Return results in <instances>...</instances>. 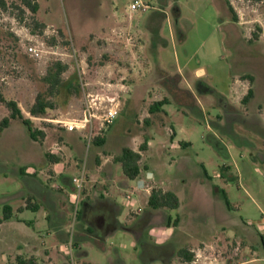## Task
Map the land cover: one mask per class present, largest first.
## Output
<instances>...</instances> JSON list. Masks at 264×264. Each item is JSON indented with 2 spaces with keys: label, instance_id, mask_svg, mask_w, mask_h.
I'll list each match as a JSON object with an SVG mask.
<instances>
[{
  "label": "rangeland",
  "instance_id": "1",
  "mask_svg": "<svg viewBox=\"0 0 264 264\" xmlns=\"http://www.w3.org/2000/svg\"><path fill=\"white\" fill-rule=\"evenodd\" d=\"M4 1L6 9L0 4V91L18 103L24 117L42 134L32 139L19 119L1 127L11 112L0 103V219L5 206L15 208L23 196L35 191L20 175L23 165L39 168L44 159L54 164L48 155L57 153L64 163L59 167L67 165L65 176L71 185L64 188L68 193L76 194L73 179L85 167L82 196L101 199L107 189L106 174L99 166L108 160L116 186L123 184L124 172L115 158L130 148L141 153L143 168L147 163L151 166L137 179L145 181L150 193L169 188L183 200L181 213L171 217L173 225L184 217L190 232L201 225L199 232L206 237L217 231L220 236L228 233L231 237L222 238L218 249L219 264L242 262L244 255L235 252L238 247H253L260 259L254 264H264V0H143L150 9L134 13L132 20L128 13L132 0H38L37 14L20 0ZM31 46L43 51V56L31 57L27 52ZM135 51H149L148 67L135 69ZM197 70L204 72L198 75ZM141 80L145 88L136 87ZM81 81L93 92L120 91L147 100L140 104H133L131 98L122 100L124 110L104 145L95 140L88 143L78 134L65 138L64 128L55 120L80 117ZM250 90L253 95L245 101ZM38 96L54 107L34 117L30 111ZM156 99L167 101L163 108L169 122L153 120L150 103ZM182 140L191 145L181 148ZM146 141L147 149L140 151ZM59 148L72 151L65 155ZM148 173L153 176L148 178ZM55 185H63L62 178L44 182L51 190ZM81 207L74 203L69 225L74 218L81 219ZM162 215L166 221V212ZM69 242V250L74 251ZM14 246L5 248L7 256L14 254ZM87 250L89 263L109 264L98 248L90 245ZM131 250H122L128 264H151L165 254L139 247V253L145 251L142 259L133 257ZM1 259L0 264H8ZM67 260L76 257L68 255ZM175 264H180L179 259Z\"/></svg>",
  "mask_w": 264,
  "mask_h": 264
},
{
  "label": "crops",
  "instance_id": "2",
  "mask_svg": "<svg viewBox=\"0 0 264 264\" xmlns=\"http://www.w3.org/2000/svg\"><path fill=\"white\" fill-rule=\"evenodd\" d=\"M135 52L136 55L133 56L135 69L141 70L144 66L148 67L151 62L149 51ZM203 72V70L196 71L198 75H201ZM124 87V84L119 85L122 92ZM136 87L145 88V85H143L141 80L137 82ZM114 88L117 89L115 86ZM118 95L121 96L124 102L129 98V96L126 97L125 94H121L120 91L111 96ZM130 98L133 104H140L147 100L141 97ZM162 100L164 99H156L154 102L150 101V104L152 105ZM123 108L121 109V113L124 110ZM81 114L82 110L80 111V116ZM154 116L153 120L159 118L164 119L165 122H169V115L163 107ZM148 123L151 124L152 129L155 128L152 121ZM108 132L104 135V138H106L105 141L107 140ZM72 134H78V136L84 139L81 132L70 133L65 130V138L67 135ZM173 134L176 136L174 129ZM181 142L189 144L188 146L191 145L190 142L184 140L179 141V144ZM64 147L68 149L67 146ZM59 149L65 155H68L72 151L70 149ZM226 151L230 157L231 154L228 147ZM55 154L58 161H55L54 164L44 159L39 162V168L25 165L21 167L20 175L22 179L29 186L34 187L35 191L31 190L27 194V198L23 196L22 203L19 206L15 208L10 206L13 216L1 225L0 245L3 246H0V257L3 262L7 260L6 263L15 264L16 258L22 256L25 258L33 257L38 264H54L56 260L62 264H91L86 260L90 256V251L87 250V247L91 245L99 249L102 258L105 261L108 259L109 264H128L127 256L122 251L128 248L133 250H131L133 257L137 256L143 259L145 251L142 255L141 251L139 253V247L142 250L145 248L165 251L163 258H160V260L159 258L154 259L151 264H156L157 262H161L162 264H175L176 258L179 259L180 264H189L180 255V252L183 250L194 253V260L191 264H194L197 259L198 263L202 260V264H219L217 262L220 257L218 255V249L223 244L221 243L222 238L226 241V238L231 237L228 233L220 236L217 231L206 237L199 232L203 229L201 225L198 228L196 227V231L193 232L191 230L190 232L189 222L187 220L184 221V217L181 218L178 224L173 225L171 223V217L175 213H181L183 210V200L179 194L169 188L164 189V191L175 193L179 198L180 205L177 210H171L169 208L152 209L149 206L151 195L149 191L150 187L145 181H142V184H140V180L132 181L124 175L125 181L123 184L116 186L112 175L113 167L108 163V160L102 162L99 166V170H102L103 174H106L104 175L103 182L106 184L105 189L107 190L100 195L101 199H97L93 194L81 196L79 203L82 204L79 211L81 213V219L74 218L73 222L69 225L73 217L76 194H70L64 188V185H71V181L65 176L67 165H64L62 168L59 167V165L64 163L60 160L59 155L57 153ZM146 166L151 167L148 163ZM203 167L205 168V165ZM224 167L229 169L228 166ZM58 178H62L63 185H55L54 190L44 186V182L53 181ZM221 190L219 188L217 192ZM209 198L211 204L215 203L213 198ZM85 200H87V203H84ZM164 211L168 217L167 222L162 215ZM72 225H74V229H71ZM222 229L226 231L227 227L224 226ZM70 240L73 243L72 247H74V251L69 250ZM122 240H129L130 244L119 245L118 242ZM11 243L15 245L12 248L14 249V254L7 256L5 254V248ZM237 250L244 255L243 261L239 263L234 261L231 263L229 261L225 264H254L260 261L253 247L251 249L248 247H244L243 249L238 247L235 249V252ZM73 252L75 253L73 254ZM248 254L252 256L249 257ZM68 255L72 257L75 255L76 260L70 262L67 260ZM197 256L201 257L197 258Z\"/></svg>",
  "mask_w": 264,
  "mask_h": 264
},
{
  "label": "trees",
  "instance_id": "3",
  "mask_svg": "<svg viewBox=\"0 0 264 264\" xmlns=\"http://www.w3.org/2000/svg\"><path fill=\"white\" fill-rule=\"evenodd\" d=\"M21 3L24 5L25 8H27L31 13L37 14L40 8V5L38 3V0H20ZM253 1L255 3H260L263 0H248ZM1 6L6 9V2L4 0H1L0 2ZM20 10L21 14L25 13V10L21 7H16ZM231 12H233L234 17L233 19H237L236 13L234 12V9L230 7ZM64 71V68H61L60 73ZM59 73V75H60ZM60 81L57 80L56 84L59 85ZM253 91L250 90L248 95L245 98V101H248L250 97H252ZM0 103L4 104L9 110H10V116L3 119L1 122V127L7 128L11 122V120L19 119L23 122V124L28 128L30 131L31 138L34 140H37V137L39 134H42L40 131L35 130L33 127V123L31 119H26L24 117V114L22 110L20 109L17 102L12 100H7L3 94L0 91ZM167 104L166 100H162L159 102H155L150 107V113L156 114L161 111L162 107ZM54 106L53 104L44 101V99L41 96L37 97L36 104L31 109L30 113L34 117H40L46 115L48 109H52ZM97 141V144L104 145L105 139L103 137H97L95 139ZM181 147L186 148L189 144L186 143H180ZM148 143L147 141L141 146L140 151H145L147 149ZM49 160L58 161V158L55 156L48 155ZM115 162L119 163L122 166L124 175L132 181L137 180L143 172V169H148L147 166L144 168L141 166L142 162V155L140 152H136L130 148H124L122 151V154L115 158ZM205 174L207 175V171L205 170ZM224 193V200L228 208L231 207V203L227 197V194ZM180 201L177 195L171 191H164L161 189H153L150 195L149 199V206L152 209H163V208H169L171 210H177L179 208ZM12 208L10 206L4 207V214L3 217L0 219V230L1 225L12 218ZM180 255L184 257V259L191 264L194 260V253H191L188 250H183L180 252ZM15 264H38L36 259L31 258H25L22 256H18L16 258Z\"/></svg>",
  "mask_w": 264,
  "mask_h": 264
},
{
  "label": "built area",
  "instance_id": "4",
  "mask_svg": "<svg viewBox=\"0 0 264 264\" xmlns=\"http://www.w3.org/2000/svg\"><path fill=\"white\" fill-rule=\"evenodd\" d=\"M150 6L146 4L143 0H132L128 8L129 19H133L134 13L141 11L143 13L147 12ZM133 40L132 37L128 38L130 43ZM28 54L39 59L43 56V51L39 50L37 47H29ZM57 51H55V54ZM85 72L82 73L84 75ZM81 86L83 87V107L82 114L79 118L71 121H61L56 120L55 124L62 126L67 132H81L84 138L90 143L97 137H103L109 129L117 121L121 109H122V99L121 96H111L104 93H97L87 90L88 84L81 81ZM76 192V203H80L83 189L86 184L85 179V167L81 171L80 176L73 179ZM201 256H197L200 258ZM198 263V259L194 264Z\"/></svg>",
  "mask_w": 264,
  "mask_h": 264
},
{
  "label": "water",
  "instance_id": "5",
  "mask_svg": "<svg viewBox=\"0 0 264 264\" xmlns=\"http://www.w3.org/2000/svg\"><path fill=\"white\" fill-rule=\"evenodd\" d=\"M153 174L152 173H148V178L152 177ZM140 184H142V181H140Z\"/></svg>",
  "mask_w": 264,
  "mask_h": 264
}]
</instances>
